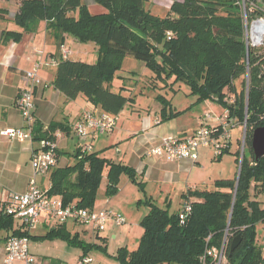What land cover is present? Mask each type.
<instances>
[{"label": "trees", "instance_id": "16d2710c", "mask_svg": "<svg viewBox=\"0 0 264 264\" xmlns=\"http://www.w3.org/2000/svg\"><path fill=\"white\" fill-rule=\"evenodd\" d=\"M94 1L105 11L91 13L82 0H22L14 16L25 32L45 22L58 49L65 36L96 46L94 62L58 58L52 80L55 89L72 99L82 95L93 107L116 115L134 102L121 90L111 89L115 72L130 56L153 73L150 83L154 87L174 89L175 83H183L197 101L215 100L229 116L246 125L238 176L216 179L212 190L184 194L185 201L192 200L191 212L183 221L178 213L169 212L168 206L160 207L148 197L138 200V204L149 207L139 222L143 232L135 249L120 247L115 259L119 264H202L201 255L211 247L220 248L227 231L228 264H264L256 237V225L264 221V207L256 199L264 189V155L255 160L250 145L252 131L264 122V47L257 51L246 47L243 23L244 9L248 19L262 15L258 1L173 0L164 16L151 13L145 0ZM21 37L22 32H3L7 40ZM237 78H241L239 90L234 84ZM155 99L161 103L159 122L182 113L172 108L166 96L157 93ZM57 131L66 134L70 126L52 120L44 127L36 120L32 140L54 142ZM72 155V164L47 172L48 195L60 197L65 204L92 208L102 181L104 196L109 198L118 192L121 175L144 192L145 182L138 180L133 167L100 156L98 151L85 152L81 146ZM251 190L256 193L253 197ZM13 221L11 215L0 213V229H11L7 237L78 240L77 234L71 236L64 225L42 236H31L23 223L14 228ZM236 235L241 242L230 250ZM96 236L104 244L94 245L106 247V237L98 232ZM206 263L213 264L210 258Z\"/></svg>", "mask_w": 264, "mask_h": 264}, {"label": "crops", "instance_id": "0c3cea01", "mask_svg": "<svg viewBox=\"0 0 264 264\" xmlns=\"http://www.w3.org/2000/svg\"><path fill=\"white\" fill-rule=\"evenodd\" d=\"M21 2L22 0H0V131L5 128H27L25 120L16 105V99L24 86V73L36 59L42 57L43 63L39 73L43 81L46 82V87L37 86L34 89L33 101L35 109L32 128L35 126L36 120L44 127L52 120L62 121L70 126L68 133L65 134L57 131L55 134L53 143L55 145L56 162L53 167H64L72 164L74 162L72 154L76 148L79 146L82 147L84 144H91L92 151H98L100 156L133 167L137 173L138 180L145 182L144 192H140L138 187L126 175H121L120 177L119 184L123 176L127 177L129 182L128 184H124L125 189H130L131 193H135V199H130V201L135 202L137 208L140 205L137 203L138 200H144L145 197H148L160 207L168 206L169 212L179 213L182 208V203L185 201L183 195L188 191L201 190L195 183H190L191 185L186 183L187 180H184V178H187V174L192 171L194 164L198 163L200 150L203 148L199 149L198 158L195 161L190 159L168 160L163 155L148 156L146 152L159 144L162 138L166 136L185 137L191 135L197 128L203 125L220 126V116L224 113L225 108L215 100L206 99L197 101V97L194 96L195 100L191 102V105L200 103L207 104L208 101H211V104L209 105V109L203 108V112H200L198 117H192V120L189 121L192 124H188L187 120L181 122L177 120L178 117L191 109V106H187L188 103H185L182 107L184 109L176 110L182 111L178 116L157 123L156 121L160 120L159 112L157 116L150 117L139 114L142 113V108L135 110V108L140 106L138 94L143 93H138L134 96L132 94L134 91L132 87L126 86L125 84L122 86L114 85L112 81L111 89L113 91L118 92L121 90V93L133 97L134 102L126 104L115 115L117 122L109 133L97 136L88 135L83 138L77 137L73 131V124L78 120L83 110H91L95 114L104 112L93 107L86 97L78 95L74 99L68 98L52 86V80L59 58L58 43L51 31L46 30L45 22L43 21L39 22L38 26L29 32H25L22 27L15 23L14 16L18 12ZM82 2L88 7L91 13H102L105 11L94 0H82ZM4 31L22 32V37L18 41H14L13 39L7 40L3 38ZM76 42V40L65 36L63 44L67 47L69 44L76 46V54H78V57L81 55L82 58H90L91 61L88 62H94V55L92 53L96 50V46H88V43L76 44ZM68 48L70 50V47ZM40 53H42L41 56ZM70 58L73 59L72 57ZM52 60H56V63H52ZM129 73L132 72L130 71ZM127 78L129 79V76ZM131 83L134 84V82ZM129 108L131 109L129 110ZM206 110H214L213 117ZM122 115L125 117L126 123L120 122V116ZM207 116L210 117L207 118ZM229 119L231 126L229 130L228 152L215 155L214 148L208 146L212 149L211 153L213 158H217L218 160L224 154L231 152L232 132L241 125L235 117L230 116ZM233 142L236 145V150L234 149L232 154H236L240 146L239 136H235ZM38 147V141L29 139L16 140L0 134V213H5L2 208V201L9 192L26 191L33 172L30 164L31 153ZM38 183L48 191L49 183L47 174L40 177ZM134 189L142 194V198L136 197L138 192L136 190L134 191ZM120 194L121 190L119 187L118 192L114 196L107 198L106 205L101 208H109L126 217L122 212L124 211V198L120 199ZM153 194L158 196L153 197ZM190 199L192 200V197L188 200ZM173 200L177 202L175 209H171ZM143 207L145 208L144 213L137 220L138 224L126 227L128 230L127 233H131L132 237L138 240L143 232L139 222L149 209L148 206L144 205ZM261 207L263 206L261 205ZM13 219L14 228L22 224L20 220ZM63 225L66 227V224L54 223L46 220L44 217H40L39 221L31 228L27 227V230L31 236H42L49 230L62 227ZM10 233L11 229H0V264H3L5 240ZM116 236L114 233L111 234L112 238H116Z\"/></svg>", "mask_w": 264, "mask_h": 264}, {"label": "built area", "instance_id": "2783aa9c", "mask_svg": "<svg viewBox=\"0 0 264 264\" xmlns=\"http://www.w3.org/2000/svg\"><path fill=\"white\" fill-rule=\"evenodd\" d=\"M263 14L253 18L251 22L247 18L244 9L245 19L244 39L247 48L259 49L264 46V26L260 27L259 22L264 24V7L261 8ZM261 17V18H260ZM60 58H67L70 50L65 44L59 47ZM56 63V60H52ZM42 63L36 60L34 66L24 73V86L20 90L16 99V105L23 116L27 128H5L0 131L1 135L16 140H32L35 104L33 101L34 89L37 86L46 87V82L38 76L37 72ZM230 102H233L232 100ZM210 116H207L209 118ZM229 113L227 110L220 116V126H200L191 135L185 137L166 136L156 146L147 150L146 155H163L168 160L190 159L197 160L200 148L213 147L214 154L220 155L224 149H228L229 127L231 126ZM117 118L114 114H95L91 110H83L80 117L73 124V131L77 137L83 138L88 135L97 136L109 133L116 125ZM159 122L158 120L156 121ZM242 138L239 152L240 162L245 147L246 125L242 123ZM39 147L31 153L30 164L32 176L29 179L28 187L24 192H9L2 201L4 212L13 218L20 220L26 227H33L44 217L48 221L58 224H65L71 221L77 225H88L95 232L106 230L107 226L120 227L126 223L122 214L109 208L93 209L83 208L71 204H65L58 196H50L47 189L42 188L38 179L47 174L55 165V145L47 140L38 141ZM81 149L85 152L92 151L91 144H84ZM49 189V188H48ZM191 212L189 200L183 201L179 211L180 220H185ZM227 231L220 248L211 247L201 255L202 264H207L210 258L213 264H228L225 256L227 243ZM5 255L3 264H36L34 255L29 249V238L27 236H9L5 240ZM91 262L90 258L83 256L76 264H86Z\"/></svg>", "mask_w": 264, "mask_h": 264}, {"label": "rangeland", "instance_id": "374dc122", "mask_svg": "<svg viewBox=\"0 0 264 264\" xmlns=\"http://www.w3.org/2000/svg\"><path fill=\"white\" fill-rule=\"evenodd\" d=\"M173 0H145V7L150 10L151 13L154 15L164 16L169 9ZM257 9L261 12L262 6L264 7V0H257ZM256 8V7H255ZM263 14V12H262ZM259 17V15L255 16L254 18ZM253 18V17H252ZM261 18V17H260ZM264 18V17H263ZM250 22L252 19H248ZM243 23L245 26V19L243 18ZM76 44H82L76 42ZM88 46H94L93 43H88ZM70 45V44H69ZM70 47L71 54L67 57H72L73 59L82 60V61H91L90 58L78 57L76 54V46L72 44ZM264 47V46H263ZM262 47V48H263ZM75 50V51H74ZM258 50V49H254ZM73 53V54H72ZM42 53H40L41 56ZM94 55V60H96V50L92 53ZM60 57V54H59ZM75 57V58H74ZM43 63L42 57L36 59ZM36 60L32 63L31 67L28 69L30 70ZM54 61V60H53ZM42 66V65H41ZM41 68V67H40ZM40 69L38 70L37 74L42 79L40 73ZM132 73H129V72ZM123 73V74H121ZM122 75V76H117ZM129 76V79L127 78ZM151 76L154 77L153 73L144 65L143 62L140 60L134 59L130 56H127L124 59L122 69L120 68L115 72L113 78L114 85H123L130 86L134 89L133 95L136 96L138 93V99L140 106L135 108V110H139L142 108V113L144 116L155 117L158 115V112L161 108V103L155 99L157 93H160L167 98L170 99L172 108L175 110H182L185 103H188L187 106H191V109L186 111L183 115L177 118L178 122L183 120H187L188 124H192L189 122L192 120V117H198L200 112H203V108L209 109V105L211 101H208L207 104L200 103V104H193L191 102L195 100L193 95L189 94V88L183 83H175L173 88H159L160 85L153 86L151 84ZM43 81V79H42ZM130 82V83H129ZM131 82H134L132 84ZM234 84L236 85V89L239 90L241 88V78H237L234 80ZM152 85V87H150ZM218 106V105H217ZM131 108H129L130 110ZM210 113L213 117L214 110H206V112ZM135 121V120H134ZM212 121V120H211ZM120 122H125V117L122 115L120 116ZM136 123V121H135ZM239 128L235 129L232 132V147L231 152L229 154H224V156L218 160L217 158H213L211 153L212 149L209 147H205L200 150V157L197 164H194V168L187 174L186 183H195V185L201 190H212L214 189L213 182L215 179H228V178H236L238 176V169L240 167V160L236 161V154H232L234 152L236 145L233 142V138L235 136H239L241 141L242 138V122ZM230 130V127H229ZM106 138V137H104ZM237 144V143H236ZM236 150V149H235ZM240 157V153H239ZM71 159V158H70ZM128 179L126 176H123L121 182L119 184L121 194L119 198H124V207L122 211L126 217V223L120 227H115L110 224L107 226L106 230L99 233L100 236L106 237L105 245L97 246L94 244H104L102 243L101 239L96 236V232L92 229V227L88 225H77L71 221H68L66 224V228L68 231L71 232V236L77 234L76 242L72 243L68 240L54 238V239H44V240H33L30 239L29 247L31 253L35 255L37 264H76L77 261L81 260V256L83 254L90 258L91 262L86 264H119L115 259L116 251L123 246H126L128 249H135L138 239L132 237L131 233H127V226H135L138 224L137 220L141 217L142 213H144V205L141 203L137 208L135 202L130 201V199H135V193L132 192L130 189H125L124 184H128ZM191 185V184H190ZM105 186V180L101 183V189ZM99 190L97 193V200L94 204V209L98 210L99 208L103 207L107 200V197L104 196L103 189ZM136 189H134L135 191ZM137 196L141 197L142 194L136 190ZM254 190H251V196H255ZM149 193V192H147ZM153 197H157L158 195L153 194ZM256 199L261 203L264 207V189L256 196ZM105 200V201H104ZM143 205V206H142ZM177 206V202L173 200L171 209H175ZM113 229V230H112ZM37 232V231H36ZM38 233V232H37ZM116 234V238H112L111 234ZM256 237L257 243L261 246L262 252L264 255V221L257 223L256 226Z\"/></svg>", "mask_w": 264, "mask_h": 264}, {"label": "water", "instance_id": "95a60500", "mask_svg": "<svg viewBox=\"0 0 264 264\" xmlns=\"http://www.w3.org/2000/svg\"><path fill=\"white\" fill-rule=\"evenodd\" d=\"M251 149L255 160L260 159L264 155V122L261 126L256 127L251 134ZM240 165V164H239ZM239 174V169H238ZM241 242V237L236 235L232 238L229 248L235 249Z\"/></svg>", "mask_w": 264, "mask_h": 264}, {"label": "bare ground", "instance_id": "6f19581e", "mask_svg": "<svg viewBox=\"0 0 264 264\" xmlns=\"http://www.w3.org/2000/svg\"><path fill=\"white\" fill-rule=\"evenodd\" d=\"M259 26L263 27L264 26L263 22H259Z\"/></svg>", "mask_w": 264, "mask_h": 264}]
</instances>
